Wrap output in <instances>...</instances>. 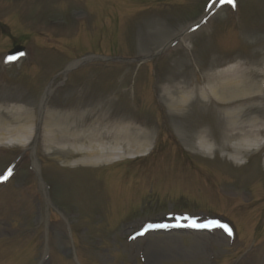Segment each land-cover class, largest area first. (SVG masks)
Segmentation results:
<instances>
[{
  "label": "rangeland",
  "instance_id": "1",
  "mask_svg": "<svg viewBox=\"0 0 264 264\" xmlns=\"http://www.w3.org/2000/svg\"><path fill=\"white\" fill-rule=\"evenodd\" d=\"M207 2L0 0V111L27 113L33 136L42 96L50 84L54 89L36 145L47 196L31 169L34 140L26 147L1 140L0 264H74L72 254L82 264H264V0L222 5L181 37L206 16ZM175 38L144 62L93 60L61 74L91 55L152 57ZM16 46L26 55L9 64ZM229 83L239 87L229 86L236 95L234 133L261 134L257 143L246 141L240 156L220 151L219 144L245 143L227 140L233 132L222 102L194 98L174 113L162 98L164 90ZM185 119L212 129L214 152L205 156L189 146L178 127ZM49 120L85 136L129 122L149 133L152 150L119 157L120 144L104 140L95 149L118 156L72 166L85 158L66 159L63 148L45 146ZM183 214L234 223L235 238L219 231L133 238L146 223ZM45 248L51 257L43 261Z\"/></svg>",
  "mask_w": 264,
  "mask_h": 264
},
{
  "label": "bare ground",
  "instance_id": "2",
  "mask_svg": "<svg viewBox=\"0 0 264 264\" xmlns=\"http://www.w3.org/2000/svg\"><path fill=\"white\" fill-rule=\"evenodd\" d=\"M230 84L234 90L239 89L237 84L233 85V83H229L225 84V86L215 85L213 87L209 86V88L204 86V88H199L194 92L190 91L189 88H185L183 90L179 89L177 91L164 90L162 91V98L166 101L169 110L174 113L184 112L192 103L194 98L202 102H206L208 100L222 102L226 107L223 110V117L227 121L228 131L233 132V134L228 136L227 140L232 141L235 138L237 139L242 137L243 142L245 143L237 146L236 148L229 146L228 142L225 144H219L221 148L220 151H233L236 156H240L248 150L249 144L246 141L253 140L257 143V137L261 134L254 137L251 134V136H242L234 133L236 130L238 131L237 110L233 107V100L236 95H234L235 93H229L231 90H229ZM178 123L179 129L186 134L185 137L187 142L193 150L200 152L205 156L210 154L209 149L214 152L212 146L213 144H216V142L212 129L200 126L194 127L193 123L195 122L190 119H185L184 121L180 120ZM52 124L53 121L49 120L43 138L44 144L49 148H55L57 146V148H63L66 150V159H68L71 155L75 156L76 154L85 158L83 161L73 163L72 166L79 164L95 166L99 163L91 161V158L99 157L100 160H108L112 155L118 156L117 152L110 153L95 149L93 143L102 142L104 140L108 141L112 139L117 144H120L122 151L119 153V157H122L127 152H141L142 149L146 152L152 150L153 143L151 142V136L149 133L129 122H118L113 124V126H111V133H93L88 136L77 132L73 126H53ZM237 135L239 137H237ZM4 138H10L12 140V144L19 145L21 147L29 146L32 143L31 140L33 139V136L30 131V122L27 113H15L13 116H7L0 111V146L3 145L1 140H4ZM84 143H89L93 148L92 151L82 150L77 147L78 145H84ZM192 233L195 234L204 232ZM213 233H215V231H213Z\"/></svg>",
  "mask_w": 264,
  "mask_h": 264
},
{
  "label": "snow or ice",
  "instance_id": "3",
  "mask_svg": "<svg viewBox=\"0 0 264 264\" xmlns=\"http://www.w3.org/2000/svg\"><path fill=\"white\" fill-rule=\"evenodd\" d=\"M228 3H231L233 7L235 6V0H227ZM229 234H231V230L229 229Z\"/></svg>",
  "mask_w": 264,
  "mask_h": 264
}]
</instances>
